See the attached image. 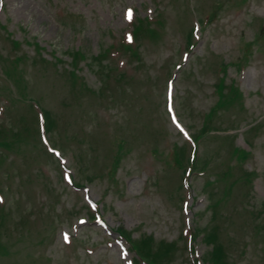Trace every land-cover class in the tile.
Masks as SVG:
<instances>
[{
    "label": "rangeland",
    "instance_id": "1",
    "mask_svg": "<svg viewBox=\"0 0 264 264\" xmlns=\"http://www.w3.org/2000/svg\"><path fill=\"white\" fill-rule=\"evenodd\" d=\"M145 17L161 23L160 35L147 36L143 22L131 58L121 36ZM0 25V66L10 80L0 73V134L21 151L0 150V193L11 216L0 221V264H129L135 255L121 256L116 229L157 264H191L196 255L184 244L195 227L202 259L215 262L222 245L225 264H264V51L255 52L264 44L241 52L264 26V0H0ZM219 63L229 65L223 84L241 91L243 110L213 109ZM169 84L175 118L165 109ZM29 99L44 112L63 169L40 145ZM185 133L200 137L190 189L180 188L190 162ZM116 138L125 142L117 162ZM90 202L103 226L89 218Z\"/></svg>",
    "mask_w": 264,
    "mask_h": 264
},
{
    "label": "trees",
    "instance_id": "2",
    "mask_svg": "<svg viewBox=\"0 0 264 264\" xmlns=\"http://www.w3.org/2000/svg\"><path fill=\"white\" fill-rule=\"evenodd\" d=\"M5 142V141H4ZM119 232L120 233H122L127 239H128V241H130V243H131V246H132V248H133V250L138 254V256L140 257V258H142L143 260H145V263L146 264H157L154 260H156L157 258H147L146 256H144L142 253H141V251H140V248H139V246L138 245H136L131 239H130V236L129 235H126V232H124V231H120L119 230ZM198 233V232H197ZM204 241L206 240V236H204V239H203ZM141 246L143 247V250L146 252V243H145V245L143 246L142 244H141ZM224 250V248L222 247V245H221V247L220 246H218V258H217V260L215 261V262H213L214 260H215V256L214 257H207V261L208 262H211V264H225L224 262H223V260H222V253L224 252L223 251ZM146 254H148V253H146ZM149 255V254H148Z\"/></svg>",
    "mask_w": 264,
    "mask_h": 264
},
{
    "label": "snow or ice",
    "instance_id": "3",
    "mask_svg": "<svg viewBox=\"0 0 264 264\" xmlns=\"http://www.w3.org/2000/svg\"><path fill=\"white\" fill-rule=\"evenodd\" d=\"M129 18H131V13H129Z\"/></svg>",
    "mask_w": 264,
    "mask_h": 264
}]
</instances>
